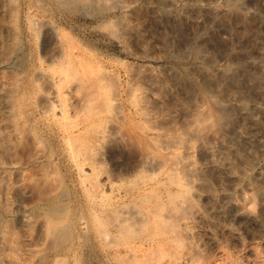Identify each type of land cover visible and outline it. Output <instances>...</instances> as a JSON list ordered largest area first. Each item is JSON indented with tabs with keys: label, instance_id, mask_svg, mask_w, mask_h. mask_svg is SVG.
I'll use <instances>...</instances> for the list:
<instances>
[{
	"label": "rangeland",
	"instance_id": "374dc122",
	"mask_svg": "<svg viewBox=\"0 0 264 264\" xmlns=\"http://www.w3.org/2000/svg\"><path fill=\"white\" fill-rule=\"evenodd\" d=\"M0 264H264V0H0Z\"/></svg>",
	"mask_w": 264,
	"mask_h": 264
},
{
	"label": "bare ground",
	"instance_id": "6f19581e",
	"mask_svg": "<svg viewBox=\"0 0 264 264\" xmlns=\"http://www.w3.org/2000/svg\"><path fill=\"white\" fill-rule=\"evenodd\" d=\"M53 1H55L57 4H59V5H62V6H65V7H70V6H72V4L73 3H75V2H77V1H82V2H84V3H92V1H101V0H53ZM106 4H107V2H106ZM122 6V5H121ZM111 30V29H110ZM113 32V31H112ZM114 35V34H113ZM181 54V53H180ZM103 73H105V72H103ZM103 77V76H102ZM104 77H105V75H104ZM103 77V78H104ZM100 78V77H99ZM101 79V78H100ZM53 82V81H52ZM207 90V89H206ZM132 98V97H131ZM117 98L115 97V95L113 96V100H116ZM118 100V99H117ZM139 100V99H138ZM133 101H136V100H133ZM139 103V102H138ZM206 104H207V102H206ZM135 105V104H134ZM139 105H140V103H139ZM143 106V105H142ZM208 106V105H207ZM210 108L207 110V111H205L206 112V114L205 115H207V117H209V118H211L212 119V121H213V123H215L216 125H222V123H223V121H224V119H225V117H226V111L224 110V108H223V105H222V103H221V101L219 100V99H216V98H212V99H210ZM209 107V106H208ZM204 108V107H203ZM138 109V108H137ZM142 109V108H141ZM139 110H140V108H139ZM202 112H204V111H202ZM202 112H201V114H202ZM130 114V113H129ZM204 117V116H203ZM200 119V118H199ZM200 120H202V118L200 119ZM204 120V119H203ZM210 120V119H209ZM135 121V120H134ZM196 121L198 122V120L196 119ZM211 120H210V122H212ZM209 122V121H208ZM210 123H208V125H209ZM143 127V126H142ZM144 128V127H143ZM144 129H146V127L144 128ZM192 131H193V129H192ZM201 131V130H200ZM196 132V131H195ZM143 140L142 141H144V138H142ZM147 139V138H146ZM146 139H145V142H146ZM176 139V138H175ZM170 141V140H169ZM171 141H172V139H171ZM181 141V140H180ZM144 142V143H145ZM143 143V142H142ZM143 143V144H144ZM163 143H164V141H163ZM147 145V146H146ZM144 144V146H146L147 148L145 149V151H147L148 149H150V148H148L149 147V145H148V142H147V144ZM156 145H158V144H155V147L154 148H152V146H153V144H152V146H151V148L154 150L155 148H159V146L157 147ZM161 147V146H160ZM145 148V147H144ZM152 149H150V150H152ZM187 149V148H186ZM185 149V150H186ZM147 154V153H146ZM153 154H155V152L153 153ZM142 155V154H141ZM157 155V154H156ZM176 156L174 157V159H170L169 161V165H170V168H172V169H179V170H183V171H185V173H186V175L188 176V178L191 176V170H190V167H189V164L190 163H188L189 161H188V157H189V150H187V151H185V152H183L182 154H175ZM158 156V155H157ZM152 157V156H151ZM190 158V157H189ZM141 164H143L144 166H156V167H161V166H163V165H165V164H167L166 163V160L161 156L160 158L159 157H154V158H152V159H148V157L147 156H143L142 158H141ZM192 173H194V172H192ZM192 177V176H191ZM153 192V191H152ZM140 193H141V191H140ZM139 195V194H138ZM141 195V194H140ZM171 195V194H170ZM169 196V195H168Z\"/></svg>",
	"mask_w": 264,
	"mask_h": 264
}]
</instances>
